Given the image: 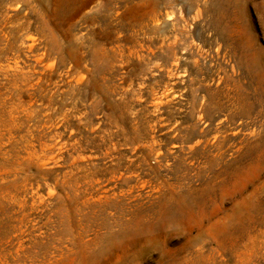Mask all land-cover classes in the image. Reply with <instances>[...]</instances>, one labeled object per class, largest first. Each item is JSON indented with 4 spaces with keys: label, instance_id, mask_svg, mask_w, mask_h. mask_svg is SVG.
Instances as JSON below:
<instances>
[{
    "label": "rangeland",
    "instance_id": "rangeland-1",
    "mask_svg": "<svg viewBox=\"0 0 264 264\" xmlns=\"http://www.w3.org/2000/svg\"><path fill=\"white\" fill-rule=\"evenodd\" d=\"M0 264H264V0H0Z\"/></svg>",
    "mask_w": 264,
    "mask_h": 264
}]
</instances>
